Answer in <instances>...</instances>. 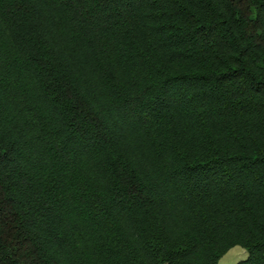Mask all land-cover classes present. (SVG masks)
<instances>
[{"label": "trees", "instance_id": "trees-1", "mask_svg": "<svg viewBox=\"0 0 264 264\" xmlns=\"http://www.w3.org/2000/svg\"><path fill=\"white\" fill-rule=\"evenodd\" d=\"M264 264V0H0V264Z\"/></svg>", "mask_w": 264, "mask_h": 264}, {"label": "rangeland", "instance_id": "rangeland-1", "mask_svg": "<svg viewBox=\"0 0 264 264\" xmlns=\"http://www.w3.org/2000/svg\"><path fill=\"white\" fill-rule=\"evenodd\" d=\"M247 252L237 246L229 250L221 259L219 260L220 264H237L240 261H243L247 258Z\"/></svg>", "mask_w": 264, "mask_h": 264}]
</instances>
